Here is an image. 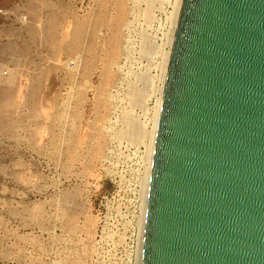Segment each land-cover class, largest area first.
Listing matches in <instances>:
<instances>
[{
  "label": "rangeland",
  "instance_id": "obj_1",
  "mask_svg": "<svg viewBox=\"0 0 264 264\" xmlns=\"http://www.w3.org/2000/svg\"><path fill=\"white\" fill-rule=\"evenodd\" d=\"M177 3L0 0V264H139Z\"/></svg>",
  "mask_w": 264,
  "mask_h": 264
},
{
  "label": "water",
  "instance_id": "obj_2",
  "mask_svg": "<svg viewBox=\"0 0 264 264\" xmlns=\"http://www.w3.org/2000/svg\"><path fill=\"white\" fill-rule=\"evenodd\" d=\"M142 264H264V0H184Z\"/></svg>",
  "mask_w": 264,
  "mask_h": 264
},
{
  "label": "bare ground",
  "instance_id": "obj_3",
  "mask_svg": "<svg viewBox=\"0 0 264 264\" xmlns=\"http://www.w3.org/2000/svg\"><path fill=\"white\" fill-rule=\"evenodd\" d=\"M183 1L184 0H178L177 7H176V12H175V16H174V24L175 25H174V30H173V34H172L171 44H170V51L168 53L167 62H166V66H165V72H164V76H163V79H164L163 86L160 89V94H159L160 97L158 99L157 106L155 108L154 128H153V130L151 132H149L144 127H142V124H141V126H138V125H136V124H134L132 122L130 124V127H129L130 128L129 132L126 134L127 138H129L130 141H136L138 139L141 140V137L143 139L145 138V139H148L150 141V146H149L148 153H147L146 175H145V178H144V181H143V187H142V190H141V201H142L141 205H142V207L140 209V212H141L140 216L138 217L139 218L138 228H140V229H139V232H138V240H137L138 241L137 254H138L139 264H142V262H143L144 236H145V228H146V222H147L149 190H150V183H151V174H152V166H153V159H154V153H155V145H156V139H157L158 127H159V121H160V114H161V109H162V104H163V97H164L165 85H166V80H167V74H168V69H169V64H170V59H171V54H172V48H173V45H174L175 36H176V33H177V28H178V25H179V21H180V15H181L182 7H183ZM53 22H54V20H53ZM116 40L118 42L120 41V39H118V38ZM115 45H117V42H116ZM120 46L121 45H119L118 47H120ZM116 48H117V46H116ZM116 51H118V49ZM115 55H116V53H115ZM66 66H67V64H66ZM145 81H149V80H145ZM134 94H132V96ZM141 96H142V92H141ZM140 99L141 98H139V100H136V98H135L136 103H135L134 100H133L134 101L133 103L136 104V105H139V103L141 104V100ZM96 152H98V151H96Z\"/></svg>",
  "mask_w": 264,
  "mask_h": 264
}]
</instances>
